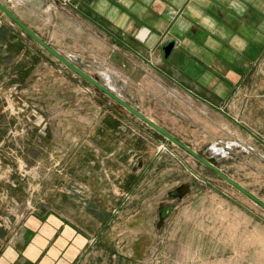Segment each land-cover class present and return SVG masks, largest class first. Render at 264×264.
<instances>
[{"label":"rangeland","instance_id":"374dc122","mask_svg":"<svg viewBox=\"0 0 264 264\" xmlns=\"http://www.w3.org/2000/svg\"><path fill=\"white\" fill-rule=\"evenodd\" d=\"M1 13L0 26L9 22ZM12 29L27 54L20 58L19 45L10 59L0 52V180L18 175L27 181L28 204L54 201L86 230L75 264H264L258 204ZM64 56L199 154L215 157L264 201V65L243 72L233 96H214L211 110L203 113L199 103L183 118L150 103L120 74L100 71L90 56ZM20 62L30 70L16 82L5 66ZM35 63L45 67L35 70ZM102 125L114 159L87 184L88 129ZM56 189L62 195L54 200Z\"/></svg>","mask_w":264,"mask_h":264},{"label":"crops","instance_id":"0c3cea01","mask_svg":"<svg viewBox=\"0 0 264 264\" xmlns=\"http://www.w3.org/2000/svg\"><path fill=\"white\" fill-rule=\"evenodd\" d=\"M0 1L62 54L90 56L100 71L120 74L150 103L183 118L199 103L203 113L211 110L214 96H233L243 72L264 65V0H73L71 6L59 0ZM12 26L21 29L10 19L0 26V52L10 59L19 45L22 59L27 48ZM170 42L174 47L166 56ZM31 67L40 71L45 64ZM5 69L15 72L16 82L30 70L26 62ZM108 135L103 125L88 129L87 184L114 159L107 156ZM1 179L0 264H75L86 230L54 201L28 204L27 181L18 175ZM61 195L56 189L52 196Z\"/></svg>","mask_w":264,"mask_h":264},{"label":"water","instance_id":"95a60500","mask_svg":"<svg viewBox=\"0 0 264 264\" xmlns=\"http://www.w3.org/2000/svg\"><path fill=\"white\" fill-rule=\"evenodd\" d=\"M0 11L4 15H6L10 20H12L15 24H17L30 38H32L36 43H38L44 50H46L51 56H53L63 66L68 68L74 74L84 79L89 84L94 86L97 90L101 91L106 96H108L109 98L114 100L116 103L121 105L124 109L129 111L131 114H133L135 117L140 119L142 122L146 123L148 126H150L156 132L161 134L172 144L184 150L186 153H188L190 156H192L194 159L200 162L203 166L208 168L210 171L214 172L218 177H220L221 179L226 181L228 184L236 188L238 191H240L242 194L250 198L252 201L258 204L264 210V201L261 200L255 194H253L251 191L246 189L238 181H236L235 179L227 175V173L222 171L216 165L215 157L206 158L202 156L197 151H195L193 148H191L189 145H187L186 143L181 141L179 138H177L175 135H173L171 132H169L167 129H165L163 126H161L160 124L155 122L153 119L148 117L146 114H144L136 106L132 105L127 100H125L123 97H121V95L115 93V91L112 88L102 83L98 77L93 76L90 73L86 72L85 70L81 69L69 57L64 56L61 52H59L57 49H55L53 46L47 43L40 35H38L33 29H31L27 24H25L11 9H9L1 1H0ZM173 47H174V42H170L167 46L164 47L166 56L170 54Z\"/></svg>","mask_w":264,"mask_h":264}]
</instances>
